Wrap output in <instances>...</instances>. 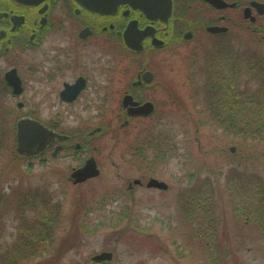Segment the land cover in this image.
I'll use <instances>...</instances> for the list:
<instances>
[{"label":"rangeland","instance_id":"obj_1","mask_svg":"<svg viewBox=\"0 0 264 264\" xmlns=\"http://www.w3.org/2000/svg\"><path fill=\"white\" fill-rule=\"evenodd\" d=\"M237 1L242 5L218 12L226 16L218 23L227 32L210 34L203 28L186 46L171 43L153 58L156 84L144 93L157 109L152 117L121 125L118 105L125 75L114 80L116 92L107 94L103 116L91 124L77 123L64 109L62 119L68 124L62 129L73 133L107 121V131L90 144L101 171L90 180L69 178L80 159L44 161L20 154L15 136L20 111L4 95L11 111H0V264H9L7 254L13 252L17 258L12 264H208L202 238L194 237L202 211L194 209L191 223L181 212L186 195H199L204 184L214 191L215 216L222 220L215 233L221 250L229 253L225 264H264V209L262 221L238 220L227 192L231 171H253L264 178V140L228 133L205 111L208 74L202 67L209 55L247 50L264 60V30L253 31L264 28V15L253 11L256 22L244 18L250 0ZM113 57L116 76L125 71L127 58ZM27 98L29 106L40 109L38 115L52 118L51 95ZM158 132L165 139L151 136ZM151 177L169 188L148 187ZM102 251L114 253L110 262L92 260Z\"/></svg>","mask_w":264,"mask_h":264},{"label":"flooded vegetation","instance_id":"obj_2","mask_svg":"<svg viewBox=\"0 0 264 264\" xmlns=\"http://www.w3.org/2000/svg\"><path fill=\"white\" fill-rule=\"evenodd\" d=\"M236 2V6L219 9L208 0H172V14L169 21L164 22L160 18H149L130 3L116 0H0V111H11L6 110L9 108L7 102H3L4 95L15 100L20 111L15 122L16 141L17 123L23 118L38 120L64 135L45 151L28 156L44 161L62 157L80 159L71 168L72 174L94 157L89 153L92 139L104 133L108 126L104 119L90 130L73 133L62 129L68 124L62 119L64 109L77 123L91 124L90 120L103 116L101 108L107 94L116 92L114 80L125 75L118 105L123 111L121 125L129 126L135 118L152 117L157 109L150 115H142L129 114V107L137 108L152 101L144 93L156 84L150 67L153 58L167 50L171 43L176 47L186 46L184 44L193 41L203 28L207 33L218 34L209 32L207 27L220 25L218 22H223L226 16L218 12L242 5ZM253 11L257 9L252 7ZM135 25L141 30L150 27L152 32L144 36L141 51L131 48L125 37L126 30ZM154 39L164 44H154ZM113 56L127 58L125 71L116 76L113 64L117 59ZM145 71L154 73L150 82L143 80ZM27 95L52 96L53 113L49 121L38 115L39 108L29 106ZM126 95H132L139 104L125 107ZM96 128L99 130L94 132Z\"/></svg>","mask_w":264,"mask_h":264},{"label":"trees","instance_id":"obj_3","mask_svg":"<svg viewBox=\"0 0 264 264\" xmlns=\"http://www.w3.org/2000/svg\"><path fill=\"white\" fill-rule=\"evenodd\" d=\"M261 30L264 28L259 27L253 31ZM208 57L212 58L202 67L208 74L203 86L207 93L206 115L228 133L264 140V60L247 50L223 51L222 54L213 53ZM240 82H243V87ZM250 84L255 88H249ZM152 134L154 139H165L159 132ZM227 192L233 203L236 219L250 218L254 223L262 221L264 178L261 174L252 171L248 175L245 171L239 175L238 172L231 171L227 178ZM182 202L181 212L185 222L194 221V209L202 211V225L195 229L194 237L202 238L203 255L207 263L225 264L229 253L221 250V246L217 244L219 242L215 232L222 220L215 216V196L212 188L204 184L199 195L190 192ZM16 254L17 252H13V256L7 254V260L12 258L9 264L15 262Z\"/></svg>","mask_w":264,"mask_h":264},{"label":"water","instance_id":"obj_4","mask_svg":"<svg viewBox=\"0 0 264 264\" xmlns=\"http://www.w3.org/2000/svg\"><path fill=\"white\" fill-rule=\"evenodd\" d=\"M118 2L130 3L134 8L140 9L151 19H162L164 22H168L172 14V0H116ZM218 8H225L228 6L237 5L236 2H228L226 0H208ZM93 5V4H92ZM105 8V4L102 6ZM252 7H255L260 14H264V2L258 0H252L251 5L244 9V17L256 21V16L252 13ZM207 30L212 33L224 32L228 30L227 26L213 25L208 26ZM152 34L150 27L145 29H139L137 25L130 26L126 32L125 37L128 45L138 51L143 50L142 40L145 35ZM155 43L164 44V41L154 39ZM154 78L152 71H145L143 74V80L150 82ZM14 83V80H11ZM140 84L141 81H138ZM17 87V86H16ZM132 95H126L124 97V106L128 107L129 104L136 105ZM139 104V103H138ZM155 111V104L152 101H147L144 104L139 105L137 108L129 107V114H142L150 115ZM99 128L94 130L97 131ZM64 135L59 134L55 130L45 126L38 120L31 118L20 119L17 123V150L23 155H34L41 153L47 149V147L56 139L64 138ZM79 146V145H77ZM231 151H235V147H231ZM100 174V168L94 157H90L86 163L78 169H75L71 178L75 183L83 182L89 178L96 177ZM136 183H140L141 180H135ZM148 187H156L159 189H168L169 185L163 180L151 177L147 182ZM263 240H264V225H263ZM114 256L112 251H102L92 257L94 261L103 262L111 261Z\"/></svg>","mask_w":264,"mask_h":264}]
</instances>
